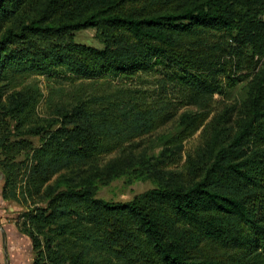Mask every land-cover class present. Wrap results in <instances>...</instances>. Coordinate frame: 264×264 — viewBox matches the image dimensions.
<instances>
[{
	"label": "trees",
	"instance_id": "1",
	"mask_svg": "<svg viewBox=\"0 0 264 264\" xmlns=\"http://www.w3.org/2000/svg\"><path fill=\"white\" fill-rule=\"evenodd\" d=\"M87 28L102 47L74 41ZM262 56L264 0H0L1 193L41 203L17 224L30 264H264ZM140 73L200 108L248 76L250 90L234 118L206 124L181 171L163 165L206 112L183 113L158 156L136 155L125 146L168 118L166 94L120 88L41 117L43 93L27 82ZM122 176L156 183L127 201L97 197Z\"/></svg>",
	"mask_w": 264,
	"mask_h": 264
},
{
	"label": "rangeland",
	"instance_id": "2",
	"mask_svg": "<svg viewBox=\"0 0 264 264\" xmlns=\"http://www.w3.org/2000/svg\"><path fill=\"white\" fill-rule=\"evenodd\" d=\"M94 28L82 29L74 32L75 42L83 43L89 46L102 47L101 42L95 35ZM257 58V55L255 56ZM264 61V56L260 63ZM244 67V63L242 64ZM245 71V70H244ZM241 73V72H239ZM158 74L140 73L133 79H115V80H88L74 79L73 81H51L45 76H31L27 82L36 84L42 91L43 96L37 107V114L46 117L51 112L55 104L63 101L73 100L75 97H87L92 94L108 93L120 88L133 89L146 92L145 96L149 101L157 98L158 94L167 96L169 108L168 118L154 131L141 137L135 138L131 143L126 144L127 151L132 150L136 155L141 152H148V155L158 156L163 147L170 145L169 137L176 135L177 122L183 113H195L197 111L206 112L205 119L201 125L188 137L181 142L182 148L178 153L169 156L167 163L163 165L167 169L184 170L188 155L196 157V151L203 144V130L208 122H218L221 124V116L226 119L235 117L239 105L247 98L250 90L251 76L236 81L232 87L226 86L222 93L214 94L204 107L196 104H184L181 93L177 87L161 90L159 87ZM181 93V94H180ZM168 136L167 139L162 136ZM117 153L100 158L101 163L116 156ZM155 180L152 178L135 179L130 176H122L118 179L109 181L107 184H100L97 189V197L113 201H127L138 193H141L155 186ZM3 173L0 171V264H30L34 258V253L30 244V239L20 231L17 224H22L23 214L34 206L40 205V202L32 203L29 200L25 202L22 196L16 192L17 200L6 199L2 197Z\"/></svg>",
	"mask_w": 264,
	"mask_h": 264
}]
</instances>
